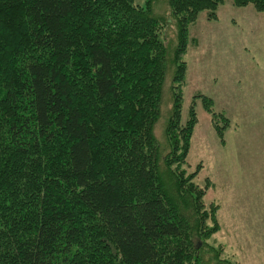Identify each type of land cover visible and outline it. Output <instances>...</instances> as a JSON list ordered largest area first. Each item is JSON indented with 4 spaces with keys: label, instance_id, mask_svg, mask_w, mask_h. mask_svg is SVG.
<instances>
[{
    "label": "trees",
    "instance_id": "16d2710c",
    "mask_svg": "<svg viewBox=\"0 0 264 264\" xmlns=\"http://www.w3.org/2000/svg\"><path fill=\"white\" fill-rule=\"evenodd\" d=\"M145 1L0 0V264H204L193 239L218 231L219 208L185 169L197 101L218 137L230 122L201 94L183 118L185 57L224 0H167L171 59Z\"/></svg>",
    "mask_w": 264,
    "mask_h": 264
},
{
    "label": "rangeland",
    "instance_id": "374dc122",
    "mask_svg": "<svg viewBox=\"0 0 264 264\" xmlns=\"http://www.w3.org/2000/svg\"><path fill=\"white\" fill-rule=\"evenodd\" d=\"M134 1L146 5L145 0ZM154 15L165 23L161 39L171 59L180 28L170 16L167 0H157ZM185 61L183 118L194 97L201 94L212 98L214 109L230 122L223 138L218 137L211 113L202 100L197 101L199 122L185 169L198 172L194 181L201 187L210 181L205 202L219 208L218 231L206 242L193 239L201 248L199 260L204 264H264V14L251 6L235 7L233 0H224L217 21L201 12L191 27ZM172 109V95L167 92L154 129L163 147Z\"/></svg>",
    "mask_w": 264,
    "mask_h": 264
}]
</instances>
